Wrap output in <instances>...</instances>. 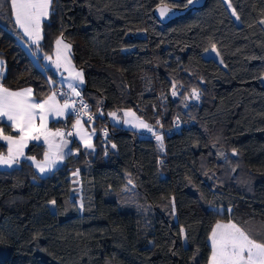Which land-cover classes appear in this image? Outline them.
I'll list each match as a JSON object with an SVG mask.
<instances>
[{
  "label": "trees",
  "instance_id": "obj_1",
  "mask_svg": "<svg viewBox=\"0 0 264 264\" xmlns=\"http://www.w3.org/2000/svg\"><path fill=\"white\" fill-rule=\"evenodd\" d=\"M3 3L2 83L32 88L40 101L55 77L24 50L10 0ZM160 3L52 0L39 59L61 36L71 45L95 114L84 121L93 148L73 140L76 153L46 176L24 157L0 168V264H207L217 222L264 243V0H230L238 22L223 0H206L166 25L152 15ZM213 46L220 63L203 56ZM123 109L160 131L179 128L161 135L160 151L156 138L111 123L109 113ZM44 152L31 142L25 156ZM77 171L79 202L71 196Z\"/></svg>",
  "mask_w": 264,
  "mask_h": 264
},
{
  "label": "snow or ice",
  "instance_id": "obj_2",
  "mask_svg": "<svg viewBox=\"0 0 264 264\" xmlns=\"http://www.w3.org/2000/svg\"><path fill=\"white\" fill-rule=\"evenodd\" d=\"M197 0H186L183 7L187 8L194 5ZM228 6L231 8L230 0H226ZM163 3V0H162ZM52 0H10V12L14 18L15 25L21 29L25 36H27L33 44L39 47V41L43 39L41 35L42 20L50 15V7ZM4 7L3 0H0V11ZM170 11L167 4H163L159 8L161 17H165ZM232 15L239 20V15L233 9ZM264 24V20L260 21ZM56 45V60L54 61L57 68L64 67L69 73V78L76 84L69 83L72 94L76 97L80 96L77 90L80 84H83V72L76 71L71 65L68 52L71 45L64 42L62 36L55 41ZM215 51V46H213ZM63 58V64H62ZM46 60L51 61L50 56L45 57ZM222 62V61H221ZM5 62L0 60V121L6 120L9 127L14 130L17 135H6L3 127H0V141H5L7 145V155L0 153V166L11 168L13 165L20 162V158L31 160L35 163L36 168L40 173L52 171L57 164L62 162L65 155L71 154V149L65 153L68 148L69 141L66 140L65 133L60 129L52 131L48 127L49 116L61 117L68 114L69 110L75 111V100L65 99L63 104L57 99V93L53 92L51 95L42 101H37L33 98V89L26 88L21 90H10L2 83L5 67ZM175 88V85H173ZM66 95V94H62ZM175 96L177 93L172 92ZM192 97L199 99L198 92L193 89ZM88 107L81 100V110L77 116L83 114L88 115L83 110ZM114 119L116 113H109ZM126 116L131 115L135 117V113L126 112ZM93 119L92 115H88V121ZM124 123H133L131 120H125ZM76 129L75 135L79 137L84 147L92 149L91 135L84 130L81 120L77 118L72 125ZM133 127L144 128L149 132L153 129L143 120L137 119ZM94 131V130H93ZM156 140L162 142L163 137L156 135ZM72 136L73 133H67ZM57 138H59L57 140ZM43 141L47 145V150L44 152V159L42 162H36L35 157L25 156L24 149L28 146L30 141ZM113 148L116 146L113 144ZM79 151V149H77ZM78 171L73 175H78ZM55 205L56 201H50ZM83 210V205H80ZM184 230L181 229V232ZM211 255L208 264H264V243H258L251 238L244 230L238 227L235 223L229 222L227 224L217 223L211 231Z\"/></svg>",
  "mask_w": 264,
  "mask_h": 264
},
{
  "label": "crops",
  "instance_id": "obj_3",
  "mask_svg": "<svg viewBox=\"0 0 264 264\" xmlns=\"http://www.w3.org/2000/svg\"><path fill=\"white\" fill-rule=\"evenodd\" d=\"M224 2H225V4H228V2H226V0H223ZM227 6V5H226ZM227 8H228V6H227ZM229 10V9H228ZM233 11V10H232ZM231 13V12H230ZM232 14V13H231ZM232 17H233V15H232ZM234 18V17H233ZM14 19V18H13ZM45 19H47V18H45ZM45 19H43L42 20V22L45 20ZM234 20H235V18H234ZM236 21V20H235ZM236 22H238V21H236ZM42 25V24H41ZM19 29V28H18ZM19 31L21 32V35H22V39H21V45H22V47L24 48V50L27 52V54L29 55V57L32 59V61L34 62V64L37 66V67H39L42 71L43 70H45V69H48V70H50L51 71V73H53V75H54V77H55V81H53V80H50V84H54V83H57L58 85H63V86H68V84L69 83H73V84H76L77 82H75V81H72V80H70V79H68V77H67V75L65 74L66 72H68V71H63V66L62 67H60V68H56L55 66H53V63H54V61H55V59H53V58H51V61H49V60H46L45 59V57H43V58H41V59H39V57H40V53L38 52V50H37V48H36V45L35 44H33L32 43V41L27 37V36H25L24 35V33H23V31L21 30V29H19ZM41 35H42V31H41ZM41 41V40H40ZM39 41V42H40ZM210 49H212V48H210ZM205 52V51H204ZM203 56H204V53H203ZM205 57V56H204ZM206 58V57H205ZM211 58V57H210ZM218 58H219V56H218ZM212 59H214L213 57H212ZM1 60V59H0ZM214 60H216V59H214ZM217 61V60H216ZM53 62V63H52ZM54 65H55V63H54ZM63 73L64 75L62 76V78L60 79V77H59V74L60 73ZM83 84H84V82H83ZM21 89H26V88H19V89H10V90H21ZM52 94V92H49L46 96H45V98H47V96H49V95H51ZM33 98L35 99V100H37L36 98H35V96L33 95ZM44 98V99H45ZM43 100V99H42ZM42 100H40V101H42ZM68 100H70V99H68ZM38 101V100H37ZM71 101V100H70ZM61 104H63V102L64 101H59ZM71 109L69 110V112H68V114L67 115H65V116H61V117H54V116H49V119H48V127H49V129L50 130H52V131H55V130H57V129H60L61 131H63L64 133H65V139L66 140H68L69 141V144H68V148H66L64 151H65V153H68V150L69 149H71V153H76V150L75 149H73V147H72V141L73 140H75L79 145H81L82 147H84V145H83V143L80 141V139H79V137L78 136H76L75 135V132H76V129H74L73 127H72V125L76 122V120L77 119H75V118H72L71 117ZM132 112V113H135L133 110H131V109H123L121 112H120V114H116V120H114V121H112L111 119H110V115H109V119H110V121H111V123H113V124H120L123 128H125V129H130V130H134V131H138V132H140V131H143V130H147V129H144V128H137V127H133V124L134 123H136L137 122V119H139V120H142L141 118H139L136 114H135V117H133V116H131V115H128V116H126L125 115V113L126 112ZM66 119H69L70 120V125L66 128V127H60V126H52L51 125V123L52 122H59V121H64V120H66ZM125 120H131L133 123H124V121ZM144 121V120H143ZM4 122L5 123H7L8 124V122L6 121V120H4ZM145 122V121H144ZM81 123L83 124V128H84V130L85 131H87L90 135H91V142L93 143V140H94V137H95V133L90 129V127L87 125V124H85L83 121H81ZM146 123V122H145ZM147 124V123H146ZM9 125V124H8ZM14 131V130H13ZM15 132V131H14ZM69 132H72L73 133V135L72 136H68L67 135V133H69ZM6 135H9V134H6ZM16 135H17V133H16ZM59 138H57V140H58ZM1 143H3L5 146H6V152L5 153H3V154H5V155H7V145H6V142L5 141H0ZM31 142H34V143H39V144H42L44 147H45V151L47 150V145H45L44 143H43V141L41 140V141H30L29 142V144L31 143ZM28 144V145H29ZM27 148V147H26ZM26 148L24 149V153H25V150H26ZM67 157V155H65V158ZM23 157H21L20 158V160L22 159ZM65 158H64V160L62 161V162H60L59 164H57V166H59V165H61L64 161H65ZM36 159V158H35ZM43 159H44V154L42 155V157L40 158V159H36V162H42L43 161ZM29 161V163L32 165V167H33V169L35 170V172L39 175V176H46V175H48L49 173H51L52 171H49V172H45V173H40L39 172V170L36 168V166H35V163L33 162V161H31V160H28ZM18 164H15V165H13L11 168H13V167H16ZM0 168H9V167H6V166H0ZM216 224V223H215Z\"/></svg>",
  "mask_w": 264,
  "mask_h": 264
},
{
  "label": "built area",
  "instance_id": "obj_4",
  "mask_svg": "<svg viewBox=\"0 0 264 264\" xmlns=\"http://www.w3.org/2000/svg\"><path fill=\"white\" fill-rule=\"evenodd\" d=\"M80 92V96L76 97L72 94L70 88L68 86H63V85H54L51 89V92H56L57 93V99L59 101H64L65 99H70V100H75L76 104H75V111H71V116L75 119L79 118L81 121H88V115H92L93 119L91 121H93L95 119V114L93 111H91V106L90 104L85 100L84 98V94H83V89L81 86H78L77 89ZM62 94H66V95H62ZM81 100L83 101L84 104H87L88 107L86 109H84L83 111L86 112L88 115H79V117L77 116V113L80 112L81 110ZM179 128L178 124H174L172 127H170L167 130H158L157 128L152 127L153 131L149 132L148 130H143L140 131L139 134L143 137H148L151 139H155V135L153 133H155L156 135H162L164 133H168L171 134L173 133L175 130H177ZM103 133H105V131H103Z\"/></svg>",
  "mask_w": 264,
  "mask_h": 264
},
{
  "label": "rangeland",
  "instance_id": "obj_5",
  "mask_svg": "<svg viewBox=\"0 0 264 264\" xmlns=\"http://www.w3.org/2000/svg\"><path fill=\"white\" fill-rule=\"evenodd\" d=\"M227 6H228V4H226ZM228 9H229V12H231L232 13V8H230L229 6H228ZM232 15V14H231ZM234 18H235V20L236 21H238L237 19H236V17L235 16H233ZM65 43H67L66 41H64ZM68 44V43H67ZM213 49V48H212ZM212 49H208V50H206L205 52H204V56L206 57V58H214V59H216L219 63H220V58H218V54H217V52H216V50L215 51H213ZM48 56H50L51 58H53V59H55L56 60V45H55V42H54V44H53V53L51 54V55H48ZM68 56H69V59L71 60V65L75 68V70L76 71H81L80 69H78L75 65H74V63H73V61H72V58H71V49L69 50V52H68ZM46 57V56H45ZM62 64H63V58H62ZM53 63V62H52ZM53 66H55L56 67V65H54V63H53ZM57 68V67H56ZM63 71H66L65 70V68L63 67ZM60 73V72H59ZM66 75H67V77H68V79H70L69 78V73L68 72H66L65 73ZM64 74L63 73H60L59 74V77H60V79L62 78V76H63ZM65 76V75H64ZM84 84H80L79 86H83ZM110 119L112 120V121H114V120H116V118L114 119L112 116H110ZM160 135V134H159ZM156 138V137H155ZM156 141V144H157V146H158V148H159V150L160 151H162V149H163V141L162 142H160V141H157V140H155ZM73 173H75V172H73ZM73 173H71V177H72V182H73V187H72V189H71V196L72 197H74L78 202H79V199H80V186H79V181H78V177H77V175H73ZM217 223H222V224H227V223H229V222H217ZM216 223V224H217ZM215 224V225H216ZM215 225L213 226V228L215 227ZM212 228V229H213ZM212 231V230H211ZM210 235H211V233H210ZM210 235H209V238H208V241H209V244H210V247H211V242H210ZM210 255H211V251H210ZM210 257V256H209ZM209 261V260H208ZM208 264V263H207Z\"/></svg>",
  "mask_w": 264,
  "mask_h": 264
},
{
  "label": "water",
  "instance_id": "obj_6",
  "mask_svg": "<svg viewBox=\"0 0 264 264\" xmlns=\"http://www.w3.org/2000/svg\"><path fill=\"white\" fill-rule=\"evenodd\" d=\"M205 2H206V0H197V2L194 5H190L187 8H185V7L179 8V7H175V6H171V5L167 4L170 8V11L165 17L160 16L159 8L162 7L163 4H166V3H160L153 8L152 15L154 16V18L157 20V22L160 25H166V24L172 22L173 20L184 16L189 11L202 8L204 6Z\"/></svg>",
  "mask_w": 264,
  "mask_h": 264
}]
</instances>
